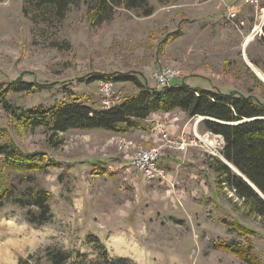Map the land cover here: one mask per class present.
Segmentation results:
<instances>
[{"label":"rangeland","instance_id":"obj_1","mask_svg":"<svg viewBox=\"0 0 264 264\" xmlns=\"http://www.w3.org/2000/svg\"><path fill=\"white\" fill-rule=\"evenodd\" d=\"M23 3L0 0V93L18 78L50 87L7 93L13 106L77 98L102 108L98 80L87 77L127 73L159 88L154 73L165 65L180 71L171 85L188 79L194 87L233 91L264 103V79L246 61L264 75V40L255 35L244 43L258 12L247 0H148L150 15L118 7L99 25L89 23L84 1L70 5L62 20L33 2L26 3L25 14ZM230 5L240 6L238 28L226 18ZM175 30L181 31L178 37H173ZM113 86L115 103L137 90L128 80L113 81ZM0 127L5 131L0 141L40 152L50 163L39 171H15L3 168L0 156V187L6 182L15 191L44 187L51 193L52 212L47 223L36 226L26 221L27 208L4 200L0 264H51L47 252L57 250L67 252L65 264H102L105 256H122L130 264H249L236 248L253 264H264V224L232 189L216 187L206 154H188L192 159L167 155L166 147L173 144L162 141L160 165L163 159L180 163L175 186L168 188L143 179L125 158L107 149L114 145L131 153L162 142L143 146L130 140L135 147L126 149L123 139H106L98 131L51 134L44 127L20 125L1 102ZM101 158L100 168L91 165Z\"/></svg>","mask_w":264,"mask_h":264},{"label":"trees","instance_id":"obj_2","mask_svg":"<svg viewBox=\"0 0 264 264\" xmlns=\"http://www.w3.org/2000/svg\"><path fill=\"white\" fill-rule=\"evenodd\" d=\"M22 11L28 14L26 3H34L36 9L49 7L55 18L62 20L70 5L85 3L89 23L99 25L109 21L118 7L137 10L144 16L153 12L148 0H23ZM180 30H175L173 37H178ZM264 40V21L262 34ZM264 68V67H263ZM85 80H128L137 89L126 95L121 101L107 108H96L75 100L55 101L50 105L35 104L30 107L13 106L5 95L11 91L34 92L49 88L50 85L38 84L23 79H16L7 84L0 93V102L9 116L20 125L30 128L44 127L51 134L64 133L69 129H105L123 133L140 127L142 119L150 113L168 112L181 109L188 117L205 116L200 123L213 133L220 134L224 140L223 158L244 175L264 196V103L249 95L238 94L233 91L223 92L211 88L190 86L182 82L161 88L150 87L132 74L95 73ZM4 129L0 127V138L4 136ZM0 156L2 167L9 170L39 171L49 166L44 162L40 152H23L4 140L0 141ZM102 160L91 163L94 167H101ZM216 178V187L234 191L235 196L247 204L249 212L259 217L264 224V198L261 197L241 176L236 174L223 160L211 157L207 162ZM54 165H58L55 162ZM46 168V167H45ZM96 169V168H95ZM23 206L26 209L25 218L30 224L40 226L47 223L51 217V193L41 186L29 185L23 190H13L10 183L0 187V206L4 200ZM240 226V222H230ZM229 229H232L230 226ZM96 245L103 247L94 238ZM231 248L230 245H225ZM225 247V248H226ZM246 262L253 264L252 259L244 252L235 249ZM47 257L51 264H65L67 252L57 250L48 251ZM102 264H130L128 258L118 256L103 258Z\"/></svg>","mask_w":264,"mask_h":264},{"label":"built area","instance_id":"obj_3","mask_svg":"<svg viewBox=\"0 0 264 264\" xmlns=\"http://www.w3.org/2000/svg\"><path fill=\"white\" fill-rule=\"evenodd\" d=\"M247 1L258 10L256 14V22L253 24L250 33L245 37L246 39L250 35L252 39L255 35L261 36L262 34V24L264 21V0ZM236 13L237 12L233 7H226L227 20L238 28L235 22ZM245 39L244 41H246ZM174 76L179 77L180 71L172 66L165 65L154 73V82L158 87L169 86L172 81V77ZM98 85L102 108L114 105L115 92L113 82L110 80H98ZM158 126L163 128L164 125L159 123ZM125 141L126 140L123 142L125 144L122 145L124 148L129 149L130 147H135L130 140ZM165 143L173 144L182 150L187 147H194L202 152V154L209 156V158L217 157L219 159H223L222 149L224 146V140L222 136L207 129L204 131H197L195 128H192L190 134H179L177 139L170 138L167 139ZM166 144L162 142L161 144L147 148L136 147L131 153H128L130 157V165L139 171L145 180H166L167 171L158 165L162 150Z\"/></svg>","mask_w":264,"mask_h":264},{"label":"crops","instance_id":"obj_4","mask_svg":"<svg viewBox=\"0 0 264 264\" xmlns=\"http://www.w3.org/2000/svg\"><path fill=\"white\" fill-rule=\"evenodd\" d=\"M230 6L233 7L237 13H239L240 6H235V5H230ZM252 17H253V21L251 24L249 22V25H251V27H250V30L248 33H250V31L252 29L256 15L253 14ZM241 33H243V32H241ZM187 80H184L183 82L190 85V83ZM195 118L196 117H188L185 111L176 108V109H173V110L168 111V112H161V111L152 112L146 118L141 120L140 127L135 128V129H130V130L123 132V133H117V132H113V131L105 130V129H92L91 131H98L99 134L105 135L106 139H109V138L117 139L118 138L121 140L122 139L123 140H132L136 144H141L143 146H152V145L158 144L162 141H166L167 139H170V138H176L177 139L181 132H185L187 134H190L192 128H195L197 131L206 130V129L200 130V126H201L200 120L196 121ZM159 123H162L164 125L163 128H160L158 126ZM166 148L167 149H165V151H167V155H173L174 157H177V155L179 154V156H181L183 159H188V158L190 159L192 157V155L190 157V156H188V154L195 153V155H199L198 154L199 150L197 148H194V147H187L184 150H182L180 148H177V147L171 145V146L166 147ZM107 149L110 150L112 153L116 152L122 158H125L127 160V164L130 165V157H129L128 153L119 152L117 150L116 146H114V145L108 146ZM184 155L187 157H185ZM102 159L103 158H101V160ZM158 165L167 171V178H166V180H162V181L157 180V179H154L151 181L156 182L158 184H166L167 187L169 186L168 188H174V186H175L174 180L175 179L173 176H175L174 173L176 172V170H177V173H179L178 167L180 166V163H176L174 165L172 159H170V160H164L163 159V164H162L163 166L160 165L159 161H158ZM167 166H169L172 169V172L170 170H168ZM139 174H141V173L139 172ZM141 177L143 178L142 174H141ZM169 190L171 191V189H169ZM173 194L175 196H177V194L175 192H173Z\"/></svg>","mask_w":264,"mask_h":264},{"label":"water","instance_id":"obj_5","mask_svg":"<svg viewBox=\"0 0 264 264\" xmlns=\"http://www.w3.org/2000/svg\"><path fill=\"white\" fill-rule=\"evenodd\" d=\"M257 75V74H256ZM258 76V75H257ZM261 79V78H260ZM262 80V79H261ZM264 82V80H262ZM203 118H205V116H198L196 118V121L202 120ZM223 160L236 174H238L239 176H241L258 194L261 195V197L264 198V196L261 194V192L254 186L253 183H251L244 175H242L233 165H231L229 162H227L224 158L221 159Z\"/></svg>","mask_w":264,"mask_h":264},{"label":"bare ground","instance_id":"obj_6","mask_svg":"<svg viewBox=\"0 0 264 264\" xmlns=\"http://www.w3.org/2000/svg\"><path fill=\"white\" fill-rule=\"evenodd\" d=\"M245 40L246 41L244 43L246 44L248 41L251 40V36L249 35ZM246 61L248 62V65H250L251 68L255 71V73L259 76V78L264 79V75L255 66H253L247 59H246ZM159 88H161V87H159Z\"/></svg>","mask_w":264,"mask_h":264}]
</instances>
